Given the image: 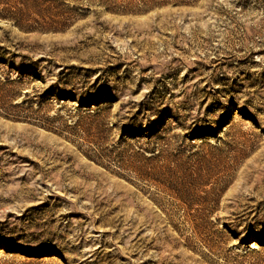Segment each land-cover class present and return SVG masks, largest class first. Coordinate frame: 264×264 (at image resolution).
I'll use <instances>...</instances> for the list:
<instances>
[{
	"label": "rangeland",
	"instance_id": "rangeland-1",
	"mask_svg": "<svg viewBox=\"0 0 264 264\" xmlns=\"http://www.w3.org/2000/svg\"><path fill=\"white\" fill-rule=\"evenodd\" d=\"M0 264H264V0H0Z\"/></svg>",
	"mask_w": 264,
	"mask_h": 264
}]
</instances>
